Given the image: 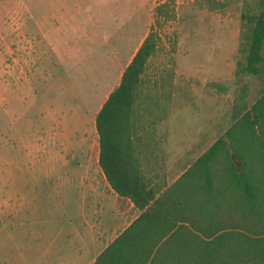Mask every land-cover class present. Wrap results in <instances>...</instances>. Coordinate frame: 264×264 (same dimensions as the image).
Returning a JSON list of instances; mask_svg holds the SVG:
<instances>
[{
	"label": "rangeland",
	"instance_id": "374dc122",
	"mask_svg": "<svg viewBox=\"0 0 264 264\" xmlns=\"http://www.w3.org/2000/svg\"><path fill=\"white\" fill-rule=\"evenodd\" d=\"M164 2L174 18L155 22ZM260 2L0 0V255L56 237L61 245L80 229V217L67 215L69 203L46 199L47 183L39 172L30 178L28 165L48 133L62 134L56 143L64 149L67 133L85 127L92 129L89 149L99 146L96 116L151 27L161 40L140 76L132 140L148 178L158 185L179 178L250 113L264 94V75L245 70L244 16L256 15Z\"/></svg>",
	"mask_w": 264,
	"mask_h": 264
},
{
	"label": "trees",
	"instance_id": "16d2710c",
	"mask_svg": "<svg viewBox=\"0 0 264 264\" xmlns=\"http://www.w3.org/2000/svg\"><path fill=\"white\" fill-rule=\"evenodd\" d=\"M260 3L256 15L244 16L245 70L257 77L264 75ZM173 13L169 3H161L154 20L168 22ZM159 40L151 27L96 116L98 163L106 182L140 210L148 207L94 264H264V94L162 193V186L146 190L151 181L132 140L142 104L140 76Z\"/></svg>",
	"mask_w": 264,
	"mask_h": 264
},
{
	"label": "crops",
	"instance_id": "0c3cea01",
	"mask_svg": "<svg viewBox=\"0 0 264 264\" xmlns=\"http://www.w3.org/2000/svg\"><path fill=\"white\" fill-rule=\"evenodd\" d=\"M131 60L132 58L125 67ZM119 62L121 64V61ZM76 73V70H71L73 77ZM86 86L91 87V83ZM74 130L77 131V128ZM75 131L67 133L66 139L71 142L76 139L78 143L69 142L64 149H58L56 143L62 134L48 133L46 138L49 142L40 150V156L34 165H28V171L34 172L30 175L33 179H38L35 173L39 172L47 183L48 196L44 198L50 199L49 196H52L62 207L66 202L69 203L71 212L67 215L80 217V229L71 230L70 234L64 236L66 239L61 241V245L55 244L58 241L56 237L54 244L26 245L19 250L8 248L0 255L2 264H94L119 234L146 211L148 206L140 210L129 198L116 194L106 182L98 163L99 146L91 150L87 145L92 137V129L87 130V133L83 132L86 131L85 127ZM13 169L15 170V167ZM148 179L151 183L146 185V190L153 186H162V193L177 177L171 181L166 180V186L158 185L154 178ZM159 195L156 194L155 199H158ZM13 200V196L5 200L4 207L9 211H12ZM162 211V208L156 210L158 213ZM168 220L172 218L168 217ZM70 237L72 239L68 241ZM12 252L18 253L16 258H13Z\"/></svg>",
	"mask_w": 264,
	"mask_h": 264
},
{
	"label": "water",
	"instance_id": "95a60500",
	"mask_svg": "<svg viewBox=\"0 0 264 264\" xmlns=\"http://www.w3.org/2000/svg\"><path fill=\"white\" fill-rule=\"evenodd\" d=\"M231 159H232L233 163L235 164L236 168H239L240 167L239 159L235 155H231Z\"/></svg>",
	"mask_w": 264,
	"mask_h": 264
}]
</instances>
